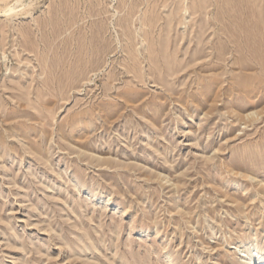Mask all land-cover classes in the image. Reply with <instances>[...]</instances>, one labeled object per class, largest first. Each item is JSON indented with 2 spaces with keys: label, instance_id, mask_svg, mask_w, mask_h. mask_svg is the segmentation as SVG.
<instances>
[{
  "label": "rangeland",
  "instance_id": "rangeland-1",
  "mask_svg": "<svg viewBox=\"0 0 264 264\" xmlns=\"http://www.w3.org/2000/svg\"><path fill=\"white\" fill-rule=\"evenodd\" d=\"M263 202L264 0H0V264H258Z\"/></svg>",
  "mask_w": 264,
  "mask_h": 264
},
{
  "label": "bare ground",
  "instance_id": "bare-ground-1",
  "mask_svg": "<svg viewBox=\"0 0 264 264\" xmlns=\"http://www.w3.org/2000/svg\"><path fill=\"white\" fill-rule=\"evenodd\" d=\"M20 3V1H17L14 5H11V6H8L3 12L4 13H12L14 10H15V6H18V4ZM192 7H193V4H192ZM191 7V8H192ZM193 12H195L196 13V11H193ZM211 14V13H210ZM166 61H167V59H166ZM193 61H195V60H193ZM191 62V61H190ZM166 63H168V62H166ZM182 69V68H181ZM172 71V74H173V72L175 71V70H171ZM168 72H169V70H168ZM123 73H125V72H123ZM169 73H171V72H169ZM185 100V99H184ZM22 139V138H21ZM19 140V139H18ZM129 161V160H128ZM264 203V202H263ZM252 238V237H251ZM254 241V240H253ZM83 244V243H82ZM259 247H258V245H256L255 247H254V251H256L257 252V254L258 255H262V256H260V258L259 259H257L258 260V264H264V249L263 250H260L259 251V249H258ZM261 248V247H260ZM245 250V249H244ZM98 251V250H97ZM242 252V251H241ZM88 260V259H87ZM90 260V259H89ZM95 262V261H94ZM243 264H252V257L250 256V255H247L246 257H245V259L243 260Z\"/></svg>",
  "mask_w": 264,
  "mask_h": 264
}]
</instances>
